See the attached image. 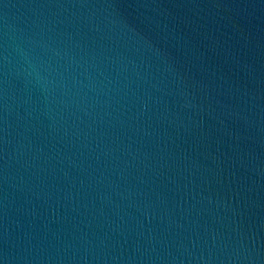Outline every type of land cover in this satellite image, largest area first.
<instances>
[{"label": "water", "instance_id": "water-1", "mask_svg": "<svg viewBox=\"0 0 264 264\" xmlns=\"http://www.w3.org/2000/svg\"><path fill=\"white\" fill-rule=\"evenodd\" d=\"M0 264H264V0H0Z\"/></svg>", "mask_w": 264, "mask_h": 264}]
</instances>
